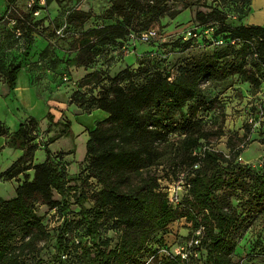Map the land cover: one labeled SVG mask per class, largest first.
I'll return each instance as SVG.
<instances>
[{
  "label": "rangeland",
  "instance_id": "374dc122",
  "mask_svg": "<svg viewBox=\"0 0 264 264\" xmlns=\"http://www.w3.org/2000/svg\"><path fill=\"white\" fill-rule=\"evenodd\" d=\"M111 1L15 0L8 6V0H0V120L14 131L25 118L37 119L38 149L34 163L45 159V150L40 145L59 135L62 124L68 122L67 134L51 142L49 149L63 158L69 178H83L87 129L106 112L96 109L85 113V105L80 107L78 100L97 95L123 70L131 74L130 81L141 85L154 70L173 76L178 66L212 59L217 69H223V75L217 73L200 81L201 97L187 102L174 116L169 127L175 128L174 131L167 132L164 141L158 143L156 165L143 170L139 178L157 177L158 187L171 207L183 211L184 199H189L188 175L197 166L192 164V156L198 155L202 148L223 153L231 165L244 166L248 172H264V67L253 60L247 44H232L224 35L215 38L217 22L200 25L195 19L196 11L217 8L224 14L226 24L238 25L240 12L245 8L243 0H158L165 13L156 21L150 22L148 17L135 13L123 39L104 45L87 32L120 22L117 17L105 18ZM187 30L196 33L188 41ZM213 53L219 54L217 60ZM17 62H21L22 68L15 87L10 89L5 83V72ZM120 77L121 84L126 85L127 79ZM186 121H190L191 127L187 138L182 129L185 127H181ZM20 153L19 148L8 146L0 138V172ZM28 174L31 176V171ZM16 185L15 179H0V198H12ZM69 186L76 193L86 192L87 208L93 205L92 194L100 188L93 179L85 183L70 179ZM74 190L70 189L65 212L35 203L40 228L25 236L14 231L7 245L18 248L21 264H58L56 235L63 216L71 222L70 236L84 234L79 206L71 196ZM221 192L236 212L231 263L264 264V210L249 204L248 192L242 188L224 186ZM199 219L200 214H195L193 220L189 217L170 220L149 238L139 264H159L163 254L173 252L194 234V222ZM100 222L101 240H109L111 247L119 240L121 231L112 228L110 220ZM69 246L70 257L63 264H82L78 248L73 243ZM194 261L192 264H197Z\"/></svg>",
  "mask_w": 264,
  "mask_h": 264
},
{
  "label": "trees",
  "instance_id": "16d2710c",
  "mask_svg": "<svg viewBox=\"0 0 264 264\" xmlns=\"http://www.w3.org/2000/svg\"><path fill=\"white\" fill-rule=\"evenodd\" d=\"M14 1L8 0V6ZM243 2L245 8L240 12L238 25L226 24L224 14L217 8H211L209 12L198 10L195 19L200 25L217 22L213 32L215 38L224 35L232 44H247L253 60L264 67V27L242 23L250 11V0ZM106 11L107 20L117 17L120 22L100 25L87 32L104 45L123 39L130 30L135 13L148 17L150 22L165 13L159 8L158 0H112ZM212 57L217 60L219 54L213 53ZM215 65L212 59L208 62L198 60L178 66L173 76L154 70L141 85L130 81L131 74L123 70L120 76L127 79L126 85L121 84L120 76H115L97 95L76 99L80 107L85 105V113L95 109L106 112V116L88 130L83 178H69L63 158L48 148L60 135L67 134L68 122L62 124L59 135L40 145L45 150V159L34 163L38 149L35 142L37 119L33 116L25 118L14 131L0 120V137L6 139L8 146L21 150V154L0 172V179L17 180L15 195L9 199L0 198V264H21L18 248L9 247L7 243L15 230L25 236L40 228L35 203L59 208L62 212L68 209L70 189L74 190L69 186L70 179L81 180V183L93 179L100 188L92 194L90 208L84 206L88 200L85 191L76 193L74 190L71 195L79 206L84 234L70 236L71 222L63 216L56 235L58 264L69 259L71 243L78 248L82 264H139L142 251L153 234L165 228L173 218L189 217L193 220L195 214H200V219L194 222V232L200 229V242L195 247L198 256L180 261L171 252L163 254L159 264H192L194 260L197 264H232L229 255L234 248L232 237L236 212L225 202L226 197L220 191L224 186L242 188L248 192L246 201L254 208L264 210V172H248L244 166L231 165L223 153L209 147L202 148L198 155L192 156V164L197 166L188 175L189 199H184L183 211L171 207L158 187L157 177L139 178L143 170L156 165L158 143L164 141L167 132L174 131L175 128H169L174 123V116L187 102L201 97L200 81L217 73L223 75V69H217ZM21 68V62H17L6 70L4 79L10 89L15 87ZM47 117L51 121L50 112ZM183 125L187 138L191 133L190 121L183 122ZM104 219L110 220L112 228L121 231L119 240L111 247L108 246L109 240L103 241L100 237V221ZM205 222H209L208 227Z\"/></svg>",
  "mask_w": 264,
  "mask_h": 264
},
{
  "label": "built area",
  "instance_id": "2783aa9c",
  "mask_svg": "<svg viewBox=\"0 0 264 264\" xmlns=\"http://www.w3.org/2000/svg\"><path fill=\"white\" fill-rule=\"evenodd\" d=\"M60 32V31H59ZM190 30H187L185 37L194 36ZM200 242V229L194 232V236L186 240L185 242L178 244L172 252L173 256H177L180 261L189 260L190 257H197L198 251L195 247H198Z\"/></svg>",
  "mask_w": 264,
  "mask_h": 264
},
{
  "label": "crops",
  "instance_id": "0c3cea01",
  "mask_svg": "<svg viewBox=\"0 0 264 264\" xmlns=\"http://www.w3.org/2000/svg\"><path fill=\"white\" fill-rule=\"evenodd\" d=\"M242 23H244V24L260 25V26L264 27V0H250V11L247 14V16L243 18ZM16 88L18 90V87H16ZM103 118H101V119H103ZM101 119H98V120H101ZM89 129H91V128H89ZM89 129H87V131ZM9 130L12 131L10 128H9ZM0 138H3V137H0ZM3 139L5 140V143H6V139L5 138H3ZM48 148H49V145H48ZM51 152H54V151H51ZM65 161H67V160H65Z\"/></svg>",
  "mask_w": 264,
  "mask_h": 264
}]
</instances>
